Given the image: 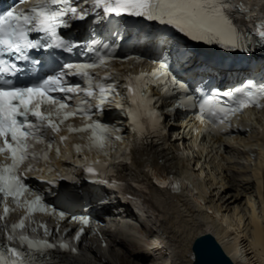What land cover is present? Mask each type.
Listing matches in <instances>:
<instances>
[{"label":"bare ground","instance_id":"1","mask_svg":"<svg viewBox=\"0 0 264 264\" xmlns=\"http://www.w3.org/2000/svg\"><path fill=\"white\" fill-rule=\"evenodd\" d=\"M231 2L234 8L229 15L243 42L249 41L248 33L258 28L264 31L249 22L255 13L264 17V0ZM113 65L123 77L137 63L129 59ZM170 105L164 102L160 106L171 132L165 144L138 137L131 140L127 120L121 116L112 119L121 140L113 142L106 155L115 156L125 168L120 186L131 197L103 207L109 216L99 222L93 234L81 239L79 252H59L61 264H194L195 243L208 233L215 235L235 264H264V107L242 115L232 133L203 140L197 151L203 162L199 173L183 175L184 169L191 168L188 153L196 152L191 147L182 150L179 142L192 145L194 140L190 128L172 118ZM255 130V137L247 136ZM242 153L244 169L235 164ZM81 154L74 159L73 169L79 170ZM53 163L55 172H63L62 158H54ZM120 208L132 222L112 213ZM41 218L48 226L45 233L75 227L74 222L56 221L49 215Z\"/></svg>","mask_w":264,"mask_h":264},{"label":"snow or ice","instance_id":"2","mask_svg":"<svg viewBox=\"0 0 264 264\" xmlns=\"http://www.w3.org/2000/svg\"><path fill=\"white\" fill-rule=\"evenodd\" d=\"M27 2L28 0H19L21 4ZM95 7H102L105 15L120 16L122 13H127L136 17H146L150 21H159L161 24L173 25L193 41H202L208 44L219 43L223 47L248 50L244 48L241 34L230 18L229 13L234 8L231 0H95ZM69 14H71V18L79 20H84L87 15L85 12H78L77 7L73 6L72 0H38V3L28 10L12 7L0 11V56L9 54L14 56L15 60L28 61L30 59L28 50L60 48L66 52H72L74 48H79V44L65 40L57 34V28L69 26L68 21L64 19ZM32 32L45 33L46 36L31 39L29 34ZM259 35L264 39V31L260 32ZM48 37L52 39H48ZM92 43L95 44L96 41L93 40ZM102 47L109 48V45L104 43ZM94 51L97 50L93 47H85L82 54ZM108 59L109 57L104 55L99 57L98 63H65L62 68L68 69V72L60 71L55 75L48 76L38 84L27 87L12 86L11 80L3 79L4 73L16 75L23 72L24 69L18 67L16 63L0 59V138L3 141L2 146H0V154H10L11 158L10 165L0 166V204L11 197L19 205L23 194L29 191L19 172L20 166L29 158L28 138L35 136L42 129H50L53 133L59 131V125L51 118L53 113L48 112L46 115L41 111V107L55 106L58 115L60 110L67 108L68 105L64 103L63 98H57L51 93L75 91L74 88L65 86L64 77L69 74L80 75L88 78L87 95L93 96V88H98L99 103L104 105L107 94L114 89L112 85H93L88 70L106 64ZM167 67L166 62L162 63L161 69L153 72L151 76L157 78L167 76ZM133 79L137 82L135 85ZM143 79V76L128 78L129 98L131 104L136 107L134 109L129 108L127 114L132 118L134 125L137 124L143 114L142 108L147 109V114L153 117L155 121L160 119L159 113L151 109V100L144 92L147 84L146 82L141 83ZM152 82L156 83L158 79ZM173 85L187 90V86L175 78H173ZM164 91L167 92L168 89L165 88ZM256 96L264 98V88L255 94L249 93L247 98L238 101L236 107L222 108L223 117L220 119V124H225L230 115H235L242 109L254 104ZM188 99L192 100L193 98L189 96ZM181 106H183V102H181ZM70 115L74 114L65 113L64 119H68ZM29 117H35L40 124H34ZM60 123H63V120ZM89 129L92 130L90 139L93 141V146L104 147L106 138L103 133L107 132V128L98 122L81 129H70V131L82 132ZM61 139H66V137ZM116 139H120V137ZM58 153L59 149H57ZM44 158L47 159V154ZM100 167L107 166L100 165ZM27 170L31 171L30 168ZM86 171L93 175L98 174L97 167L94 166L88 167ZM101 182L108 183L107 180ZM173 187L177 186L174 185ZM40 200L41 198L36 196L35 200L28 202L29 214L36 210H45ZM3 211L6 218L10 212L6 204L3 205ZM60 217L63 219V212L60 213ZM83 223L87 224L88 220L85 219ZM23 227L25 224L22 219L18 224L12 225V232L14 233ZM44 227L47 232L46 226ZM79 235L78 233L76 236L77 240H79ZM8 239L13 240L15 237L10 235ZM19 241L27 246V251L0 245V264H46L48 260L46 253L49 249L56 247L47 241H34L26 236H21ZM60 247L68 249L66 244L60 245ZM71 251L75 252V249H71Z\"/></svg>","mask_w":264,"mask_h":264},{"label":"water","instance_id":"3","mask_svg":"<svg viewBox=\"0 0 264 264\" xmlns=\"http://www.w3.org/2000/svg\"><path fill=\"white\" fill-rule=\"evenodd\" d=\"M194 264H235L215 235L200 236L194 246Z\"/></svg>","mask_w":264,"mask_h":264},{"label":"rangeland","instance_id":"4","mask_svg":"<svg viewBox=\"0 0 264 264\" xmlns=\"http://www.w3.org/2000/svg\"><path fill=\"white\" fill-rule=\"evenodd\" d=\"M252 134V135H251ZM257 135V131L255 130V132H250L247 136H252V138L253 137H255ZM253 140V139H252ZM255 140V139H254ZM253 140V141H254ZM237 158V160L239 161V162H235V164H236V166L238 167V168H243V165L245 164V159H244V153H242L241 155H240V157H236ZM243 164V165H242ZM244 169V168H243ZM139 233V232H138ZM140 234V233H139ZM146 237V236H145ZM150 238V236H148L147 238H145V239H149Z\"/></svg>","mask_w":264,"mask_h":264}]
</instances>
